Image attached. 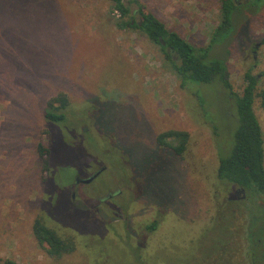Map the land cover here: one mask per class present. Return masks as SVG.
Masks as SVG:
<instances>
[{"label":"rangeland","instance_id":"1","mask_svg":"<svg viewBox=\"0 0 264 264\" xmlns=\"http://www.w3.org/2000/svg\"><path fill=\"white\" fill-rule=\"evenodd\" d=\"M140 1L198 47L220 21L221 0ZM236 3L228 32L212 40L208 58L226 63L235 93L247 71L257 77L258 92L264 88V0ZM111 4L0 0V89L6 92L0 93V260L228 264L227 251L219 262L216 257L234 204L244 198L224 205L236 186L219 180L216 170L233 146L234 99L219 77L182 86L157 44L115 26ZM60 92L69 100L67 118L48 123L55 148L43 182L37 146L48 145L50 127L42 107ZM253 109L264 138L258 97ZM171 129L189 133L181 155L157 143ZM100 167L90 183L74 184L77 174L87 178ZM110 192L97 214L89 211ZM37 215L71 239L74 250L48 255L32 232ZM154 220L150 231L146 225Z\"/></svg>","mask_w":264,"mask_h":264},{"label":"trees","instance_id":"2","mask_svg":"<svg viewBox=\"0 0 264 264\" xmlns=\"http://www.w3.org/2000/svg\"><path fill=\"white\" fill-rule=\"evenodd\" d=\"M111 10L116 11L115 26L119 29L137 30L145 35L151 42L157 44L169 61L173 71L184 86L190 82L209 83L219 77L224 86L233 97L236 113L237 127L233 135V146L230 154L219 158L216 170L217 178L223 183L243 188L246 197L234 204V216L228 224L234 233L233 237L228 227L223 233L221 243V257L227 251L228 264H260L264 260V138L261 126L254 113L253 103L255 97L259 98L260 107L264 111V88L256 91L257 77L245 72V85L240 93L232 90L227 79V65L219 59H209L208 52L213 45L212 40L224 35L231 26L232 13L239 9L235 0H221L220 21L214 28L209 42L205 46H195L183 38L178 32L169 29L166 24L153 12L148 10L140 0H111ZM130 4L135 7L130 8ZM5 86L0 89L1 94ZM69 107V100L65 93H58L50 97L42 107V117L45 122H64L65 111ZM50 127V125L48 124ZM51 127L46 130L48 145L38 144L37 150L42 157L43 182L48 179L50 170V155L55 148ZM189 133L183 130H167L157 135V143L171 149L176 155H181L188 143ZM235 201V200H233ZM232 200L225 201L224 205ZM245 202V203H243ZM239 203L238 208L237 204ZM230 205V204H229ZM231 207H233L231 205ZM232 210V208H230ZM227 212V211H226ZM46 221V220H45ZM43 215H37L32 223V232L36 241L45 249L48 255L59 258L64 253L74 250V242L59 235ZM242 221V224L240 223ZM157 220L146 225L150 231L156 229ZM233 247L227 249V246ZM227 245V246H226ZM0 264H18L15 260L6 258Z\"/></svg>","mask_w":264,"mask_h":264},{"label":"flooded vegetation","instance_id":"3","mask_svg":"<svg viewBox=\"0 0 264 264\" xmlns=\"http://www.w3.org/2000/svg\"><path fill=\"white\" fill-rule=\"evenodd\" d=\"M236 1V0H235ZM104 167H100L99 169H97L94 173H92V175L93 174H95L96 172H99L97 175H96V177L102 172V169H103ZM88 177H90V176H88ZM87 177V178H88ZM83 179H86V178H83ZM83 179H81V178H79V174H77L76 175V179H75V182H74V184H79V185H81V184H88V183H90L91 181H93L94 179H92L90 182H88V183H84V182H82V180ZM72 187H73V185H72ZM241 190V188L240 187H235L234 188V194H235V198L237 199V198H241V199H243L242 198V196H243V193L240 191ZM72 193H71V198H74V196H75V190L73 189L72 191H71ZM244 192H245V190H244ZM111 196H113V193H109V194H107L106 196H102V197H99L98 199H96L95 201H97V205H95V206H93V207H90L89 208V211H92L93 213H95V214H97L98 213V210L100 209V207H101V205L107 200V199H110V197ZM245 197H246V193H245ZM107 198V199H106ZM229 200V199H228ZM91 204H93V203H91ZM94 205V204H93Z\"/></svg>","mask_w":264,"mask_h":264},{"label":"water","instance_id":"4","mask_svg":"<svg viewBox=\"0 0 264 264\" xmlns=\"http://www.w3.org/2000/svg\"><path fill=\"white\" fill-rule=\"evenodd\" d=\"M98 173H99V172H96L95 174L91 175L90 177H88V178H86V179H83L82 182H84V183H88V182H90L92 179H94V178L96 177V175H97ZM240 191L243 193L242 198H245V192H244V189L241 188ZM234 193H235V192H233V193H229V195H228V199H229V200L235 199V194H234ZM92 203H93L94 205L91 204L90 207H93V206L97 205V201H94V202H92Z\"/></svg>","mask_w":264,"mask_h":264},{"label":"built area","instance_id":"5","mask_svg":"<svg viewBox=\"0 0 264 264\" xmlns=\"http://www.w3.org/2000/svg\"><path fill=\"white\" fill-rule=\"evenodd\" d=\"M114 13L118 16V13L116 11H114Z\"/></svg>","mask_w":264,"mask_h":264}]
</instances>
